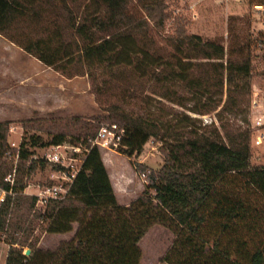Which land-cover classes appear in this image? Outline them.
I'll return each instance as SVG.
<instances>
[{"label": "trees", "instance_id": "1", "mask_svg": "<svg viewBox=\"0 0 264 264\" xmlns=\"http://www.w3.org/2000/svg\"><path fill=\"white\" fill-rule=\"evenodd\" d=\"M166 9V0H0V36L69 79L88 76L98 104L108 112L92 121H109L126 131L120 154L139 158L151 139L162 143L164 154L158 172L134 164L137 173L150 171L149 185L124 207L100 149L93 148L68 197L52 201L44 215L53 220L68 214L79 225L76 236L55 250L31 245L27 256L25 245L9 232L24 204L30 201L34 208L38 201L22 194L26 172L38 166L26 168L32 153L22 145L17 195L0 209V234H7L11 245L6 264H140V242L155 225L178 234L182 264H264V247L248 256L240 252L246 263L231 252L245 248L243 236L257 234L263 218L253 199L264 201V166L251 165L250 130L237 124L248 111V40L233 39L226 52L221 40L188 35L180 27L165 38L169 50L154 35L163 31ZM107 96L115 102L103 100ZM165 103L183 111L168 110ZM189 113H216L220 127L203 125ZM76 120L78 134L61 131L44 146L96 137L99 125ZM9 126L0 122L5 189L10 169L1 161Z\"/></svg>", "mask_w": 264, "mask_h": 264}, {"label": "rangeland", "instance_id": "2", "mask_svg": "<svg viewBox=\"0 0 264 264\" xmlns=\"http://www.w3.org/2000/svg\"><path fill=\"white\" fill-rule=\"evenodd\" d=\"M255 1L166 0L168 19L161 34L154 35L162 47L171 50L165 38L174 37L177 30L183 27L188 35L200 36L204 40H221L227 52L233 39H239L241 43L246 40L251 24V5ZM7 41L4 37H0V122L10 123L7 134L8 150L3 155L1 163H6L9 167V174L14 169L15 156L24 145V149L32 153L26 168L33 162H37L38 166L31 174L26 172L24 178L26 187L22 194L27 197H36L41 189L52 184L53 171L47 165L41 166L35 159L44 155L50 148L44 146V143L50 142L52 135L61 131L78 134L81 126L77 123V118L83 119V123L90 122L100 127L111 125V122L92 121L95 117L106 116L108 112L105 111L107 106L98 104L88 76L69 79L32 56L30 58L24 56L22 60L25 61H21L18 57L11 59L10 56L17 54V51L14 50L11 53L7 48L8 45L5 44ZM251 81L252 78L250 83ZM103 100L115 102L112 96H107ZM165 105L168 110L174 107L176 110L183 111L172 104L165 103ZM189 115L202 120L203 125L215 123L217 127H220L216 113L206 116H197L192 113ZM244 119H248V111L237 121L238 126L248 130L249 123ZM38 138L42 140L38 142ZM100 152L113 177L115 174L125 177L118 180V190L120 205H127V207L141 197L149 185L150 171L144 172L146 182L142 178L143 173L136 172L134 164H143L153 172L160 171L164 165L162 143L156 139H151L146 144L139 158L129 159L120 154L118 149L114 151L101 149ZM19 163L20 158L16 179ZM251 165L264 166V158H259L252 148ZM16 195L17 193L11 197L15 198ZM253 201L263 212V218L258 221L260 228L257 234L243 236L245 248L239 249L237 246L231 248L233 258L236 251L235 258L241 263L246 261L243 260L240 252L248 256L264 247V201L261 199H253ZM29 202L25 203L12 219L9 217L12 223L10 235L25 245V255L31 252L29 248L31 245L44 250H55L61 243L69 242L76 236L79 225L77 222L71 223L72 217L68 214L46 220L44 215L48 206L39 205L37 201L36 206L30 208ZM7 236V234H0V264H6L11 248ZM179 241L178 234L168 227L163 225L151 227L139 245L142 254L140 264H182L185 260L180 250L184 248L179 247ZM224 242L225 249L229 243L227 240Z\"/></svg>", "mask_w": 264, "mask_h": 264}, {"label": "built area", "instance_id": "3", "mask_svg": "<svg viewBox=\"0 0 264 264\" xmlns=\"http://www.w3.org/2000/svg\"><path fill=\"white\" fill-rule=\"evenodd\" d=\"M251 24L246 39L251 70L250 90L248 95V123L251 135L250 146L259 158H264V0H256L251 5ZM126 131L117 125H103L94 139L87 142L52 145L38 161L47 163L53 171L52 184L41 189L36 194L39 205H49L52 201L65 200L76 178L83 170L91 150L95 147L114 151L119 149ZM21 149L15 156L14 169L5 178L9 189L0 186V209L8 197L14 196L17 164ZM142 178L147 182L146 175Z\"/></svg>", "mask_w": 264, "mask_h": 264}, {"label": "crops", "instance_id": "4", "mask_svg": "<svg viewBox=\"0 0 264 264\" xmlns=\"http://www.w3.org/2000/svg\"><path fill=\"white\" fill-rule=\"evenodd\" d=\"M1 37V36H0ZM4 40V39H3ZM8 45V50L11 51V53H13V51H17V54H14V56H10V58H17L18 59L20 58L21 61H25V60H22L24 59V56H27V58H30L31 56L26 54L22 49H20L19 47H17L16 45L12 44L11 42L7 41V43H5ZM7 122V121H6ZM102 154V153H101ZM102 159H103V162L106 166V169L108 171V175L110 177V180H111V183H112V186H113V189H114V192H115V195L117 197V200H118V203L120 204V199H119V187H118V180H122V179H125V177L123 175H119V174H115V177H113V174L109 171L108 167H107V164L103 158V154H102ZM141 162V161H140ZM128 179V178H127ZM128 184V183H127ZM123 206V205H121ZM124 207H127V205H125Z\"/></svg>", "mask_w": 264, "mask_h": 264}, {"label": "water", "instance_id": "5", "mask_svg": "<svg viewBox=\"0 0 264 264\" xmlns=\"http://www.w3.org/2000/svg\"><path fill=\"white\" fill-rule=\"evenodd\" d=\"M27 255H30V252H28Z\"/></svg>", "mask_w": 264, "mask_h": 264}]
</instances>
